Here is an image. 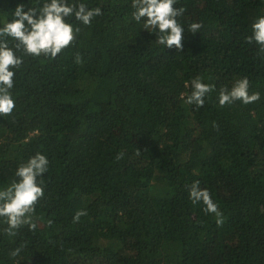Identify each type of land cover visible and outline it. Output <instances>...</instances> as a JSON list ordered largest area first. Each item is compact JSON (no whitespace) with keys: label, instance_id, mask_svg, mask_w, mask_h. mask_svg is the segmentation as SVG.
<instances>
[{"label":"trees","instance_id":"1","mask_svg":"<svg viewBox=\"0 0 264 264\" xmlns=\"http://www.w3.org/2000/svg\"><path fill=\"white\" fill-rule=\"evenodd\" d=\"M44 2L0 0V27ZM79 2L102 15L68 18L80 31L55 59L24 56L0 116V190L35 153L49 160L36 230L8 236L0 218V264H264V54L246 41L264 0H177L179 51L132 19V0ZM197 76L214 86L201 108L184 102ZM244 77L260 100L221 107ZM196 180L222 225L189 199Z\"/></svg>","mask_w":264,"mask_h":264},{"label":"clouds","instance_id":"2","mask_svg":"<svg viewBox=\"0 0 264 264\" xmlns=\"http://www.w3.org/2000/svg\"><path fill=\"white\" fill-rule=\"evenodd\" d=\"M177 0H132L134 11L131 17L138 24L143 23V29L151 30L156 34L155 42L164 48L182 50L184 28L177 17L182 16L184 8H176ZM102 15L100 7L88 8L79 0H46L42 7H28L18 4L12 12V19L5 21L0 27V116H9L15 108L11 90L14 87L15 70L23 64L24 56L50 57L55 59L64 49L68 48L80 31L67 22L68 18L83 25H91L94 17ZM202 24L191 23L188 31L195 34L199 32ZM9 40L14 41L12 46ZM249 44H256L258 52L264 54V15L258 17L251 24V35L246 37ZM19 53V55H18ZM82 58L76 54V63ZM188 87V85H185ZM191 94L184 101L188 105L201 108L205 104V97L214 90V86L202 82L197 76L191 81ZM184 94H182L183 98ZM260 100V93L249 94V80L247 77L237 80L231 87L222 88L219 92L218 103L221 107L240 101L245 105ZM139 151L137 152V155ZM123 158L118 153L117 160ZM49 168L48 158L37 152L22 162L15 171V177L9 186L0 190V218H4L7 227L4 232L8 236H15L17 230L28 226L35 231L37 224L33 220L36 206L44 197V189L37 183ZM189 199L193 205L202 204L205 214H214L216 224H223V213L213 201L208 189L200 187L196 180L189 188ZM86 210H77L73 223L86 216ZM20 248L15 249L11 255L17 256Z\"/></svg>","mask_w":264,"mask_h":264},{"label":"rangeland","instance_id":"3","mask_svg":"<svg viewBox=\"0 0 264 264\" xmlns=\"http://www.w3.org/2000/svg\"><path fill=\"white\" fill-rule=\"evenodd\" d=\"M79 234H80V233H79ZM80 235H81V237L84 238V236H83L82 234H80ZM228 243H229V245L232 244V243H233V240L230 239V240L228 241Z\"/></svg>","mask_w":264,"mask_h":264}]
</instances>
